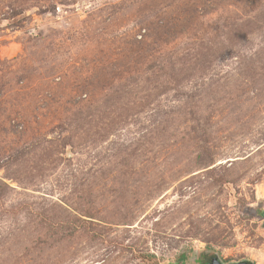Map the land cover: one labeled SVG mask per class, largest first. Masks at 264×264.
<instances>
[{"label": "rangeland", "instance_id": "obj_1", "mask_svg": "<svg viewBox=\"0 0 264 264\" xmlns=\"http://www.w3.org/2000/svg\"><path fill=\"white\" fill-rule=\"evenodd\" d=\"M262 212L264 0H0V264H264Z\"/></svg>", "mask_w": 264, "mask_h": 264}, {"label": "water", "instance_id": "obj_2", "mask_svg": "<svg viewBox=\"0 0 264 264\" xmlns=\"http://www.w3.org/2000/svg\"><path fill=\"white\" fill-rule=\"evenodd\" d=\"M262 216L264 217V212H262ZM207 264H227V263H223L222 261L219 260V258L213 257L212 260ZM228 264H254V263L247 261V260H243L240 262H234V263H228Z\"/></svg>", "mask_w": 264, "mask_h": 264}, {"label": "trees", "instance_id": "obj_3", "mask_svg": "<svg viewBox=\"0 0 264 264\" xmlns=\"http://www.w3.org/2000/svg\"><path fill=\"white\" fill-rule=\"evenodd\" d=\"M182 260V261H181ZM184 261H185V257L183 256H181V258H180V263L179 264H184Z\"/></svg>", "mask_w": 264, "mask_h": 264}, {"label": "flooded vegetation", "instance_id": "obj_4", "mask_svg": "<svg viewBox=\"0 0 264 264\" xmlns=\"http://www.w3.org/2000/svg\"><path fill=\"white\" fill-rule=\"evenodd\" d=\"M200 264H207L208 263V260L204 261V260H200L199 261Z\"/></svg>", "mask_w": 264, "mask_h": 264}]
</instances>
